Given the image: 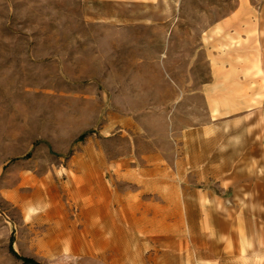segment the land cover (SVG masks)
Returning <instances> with one entry per match:
<instances>
[{
  "label": "rangeland",
  "instance_id": "obj_1",
  "mask_svg": "<svg viewBox=\"0 0 264 264\" xmlns=\"http://www.w3.org/2000/svg\"><path fill=\"white\" fill-rule=\"evenodd\" d=\"M243 140L263 157L264 0H0V264L22 263L12 234L46 264H224V215L264 236V176L255 208L251 176L227 207L212 177ZM150 167L184 173L180 207L165 203L180 239L127 261L95 237L94 204Z\"/></svg>",
  "mask_w": 264,
  "mask_h": 264
},
{
  "label": "crops",
  "instance_id": "obj_2",
  "mask_svg": "<svg viewBox=\"0 0 264 264\" xmlns=\"http://www.w3.org/2000/svg\"><path fill=\"white\" fill-rule=\"evenodd\" d=\"M221 26L224 27V24ZM217 60V63H223L224 55ZM222 65L218 64L213 68L218 74L216 78L224 82ZM227 146L228 143H224V164H222L224 166L212 173L214 174L212 177H220V186L224 192V207H227L228 203L233 205L236 202L234 201L236 197L232 194L240 191V187L235 186V182L249 176H251L252 185L249 184L246 188L248 197L246 198L243 194L242 206L249 201V206L260 207L259 176H264V164L262 166L261 163L264 155L262 157L261 152L250 149V143L244 140L232 142L230 152ZM239 161L246 162L239 165L237 164ZM182 174L184 173L180 169L170 171L165 167H150L132 173L122 171L116 178L121 182H134L136 188L131 191L130 188L122 189L112 185L102 197L103 199H100L101 193L98 195L100 196L98 203L94 204L98 213L95 222L98 224V229L95 231V237L124 241L119 244V247L124 248L127 261L133 256H138V250L143 255L144 252H149V248L154 252V257L162 256L163 258L161 249L165 246L166 240L180 239L179 231L170 228L168 231L165 230V203L172 202L168 206H174L176 203V206L180 207L179 187L181 189V186L179 180L176 181L174 178H180ZM208 180H210L209 176L204 179V181ZM230 189L232 194L227 196L226 193ZM190 191L194 197L197 194L200 195L199 197H205L204 204H200L201 206H207L206 198L212 200L213 191L210 188L195 187L190 188ZM248 223L245 217L224 215V264H264V259H261L264 236L262 239L260 226L257 228L254 226L250 231V228L246 226ZM152 257V254H149L147 259L150 260ZM147 264L158 263L154 260L150 263L148 261ZM206 264H213V260Z\"/></svg>",
  "mask_w": 264,
  "mask_h": 264
},
{
  "label": "trees",
  "instance_id": "obj_3",
  "mask_svg": "<svg viewBox=\"0 0 264 264\" xmlns=\"http://www.w3.org/2000/svg\"><path fill=\"white\" fill-rule=\"evenodd\" d=\"M87 133H83L78 137L79 141H82L85 139V137L87 136ZM29 156V155H27ZM14 235L12 234L10 237V242H9V252L14 255L17 259L21 260L22 263L21 264H46V263H41L39 261H37L34 258L31 257H26V256H21L14 248Z\"/></svg>",
  "mask_w": 264,
  "mask_h": 264
}]
</instances>
